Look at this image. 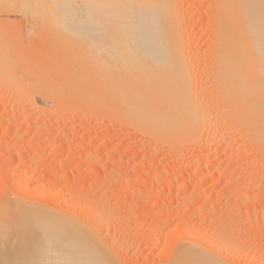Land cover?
<instances>
[{
    "label": "rangeland",
    "instance_id": "rangeland-1",
    "mask_svg": "<svg viewBox=\"0 0 264 264\" xmlns=\"http://www.w3.org/2000/svg\"><path fill=\"white\" fill-rule=\"evenodd\" d=\"M3 1L0 0L3 3H0V65L3 66V69L0 68V255L15 257L8 261L10 264H47L40 257L12 255V251L19 248L16 236L19 234V222L16 208L6 203L21 201L52 207L72 218L84 219L86 222H83L99 234L98 237L102 238L100 240L105 242V246L122 264L168 263L179 248L196 244L195 239L188 236L194 230L208 238L217 236L216 238L226 240L228 235L230 239L228 242L223 241L221 246L226 242L228 245L226 243L224 248L220 246L218 252L220 258L229 261L228 264H264V155L259 153L253 141L255 139L241 127V122L238 124L239 121L231 118L237 117L233 111L228 112L225 104V113L234 115L230 114V119L227 117L228 113L223 114L217 88H211L214 82L210 80L214 78L211 77L212 71L209 72L208 64L211 62L208 55H211L210 38L213 39V36L210 35L214 31L211 29V13L214 14V11L210 9L211 6L214 7L213 2L211 5L213 0H182L185 3L182 10L184 14L187 13V16L184 15V32L192 37L190 39L194 38L190 43L189 37H186L190 45L187 54H192L193 59L197 57L208 68L201 67L197 59L192 60L199 63H196L199 66L197 69L196 65L192 66L197 71V74L192 72V75L198 76H193L194 79L192 77L193 84L196 80V89H193L195 93L199 87L200 91L202 89L201 92L207 96L206 100L208 98V102L210 101L208 103L201 99L205 103L202 107L210 104L211 109L207 106L205 110L215 114L212 113L213 116L210 113L215 119L210 116L213 121L210 122L207 118L209 112H206L207 128L201 133L202 138L197 139L198 143L193 142L195 146L189 142L192 144L189 148L182 146L183 138L180 141V136L178 140L177 134L175 136L168 125H164V130H158V134L149 129L150 132L121 113L117 116L112 105V108L109 107L112 110L106 108L105 111L115 114L102 115L104 109L101 114L98 113L99 109L97 111L90 108L97 105L88 100L86 90L83 95H77L71 89L74 88L72 85L75 84V78L77 82V76L72 77V74H76L75 68L84 66L79 64L85 55L84 49L79 47L84 46L83 43H89L85 37L80 40L81 37L75 36L73 31L80 26L83 28V25H86L85 29L91 30L90 20L82 23L74 16H79L82 12H76L73 6H68L69 3H61L59 0H53L55 3L52 0H16L17 3L15 0H11L12 3L10 0ZM12 4L16 9L19 7L18 11ZM5 7L7 8L4 9ZM66 8L72 11L71 16L65 15ZM195 38L198 39L197 42ZM72 47L76 54L71 51ZM16 49L22 50V54H17ZM73 54L76 56L71 57ZM17 55L19 58L15 59L14 56ZM86 56L84 59H87ZM76 57L81 60L75 62ZM63 58L69 60V63L62 61ZM90 61L96 63L94 60ZM21 66H25L27 73V69L35 68V71L27 75L22 71L25 68L21 69ZM84 68L87 67L84 66L82 72ZM207 71L211 74L208 77ZM41 76L45 77L46 85L43 84L45 81L40 80H43ZM197 79L200 80L198 87ZM94 88L98 93H106L102 88L99 89L103 91L98 87ZM43 90L48 92V97ZM202 93L198 95H204ZM198 95L196 96L200 99L201 96ZM214 95L218 98H214ZM81 96L92 105L79 107L82 99H78ZM56 99H59V106L54 103ZM215 100H220V104L218 105L219 101L215 103ZM81 104H84L83 101ZM81 107L86 111L88 107L89 109L85 112ZM91 111L94 112L92 115ZM94 124L100 128L91 130L90 126ZM168 128L173 131L169 132L171 136L165 132L169 131ZM169 138H173V141ZM174 138L177 144L172 143L176 141ZM207 140L211 144L205 147L203 142ZM171 144L176 145V149ZM228 145H233L234 150L228 151ZM12 152H17L18 155L9 162L7 156ZM168 159L175 160L176 163L170 165L166 163ZM203 175L205 178L202 180ZM58 195L63 196V201L66 199L65 203L72 204L73 207L60 202ZM3 205L7 209H3ZM92 210L94 213H91ZM191 229L193 230L190 232Z\"/></svg>",
    "mask_w": 264,
    "mask_h": 264
},
{
    "label": "bare ground",
    "instance_id": "bare-ground-1",
    "mask_svg": "<svg viewBox=\"0 0 264 264\" xmlns=\"http://www.w3.org/2000/svg\"><path fill=\"white\" fill-rule=\"evenodd\" d=\"M21 1L25 2V0ZM183 1L59 0V2L61 3H69V5H66L73 6L76 12H82L83 14L79 13V16L78 14L74 15L82 23H85L87 20L91 21V30L85 29L84 27H86V25H83V28L80 26L73 31L75 36L81 37L80 40L85 37L86 41L89 42H86L87 44L83 43L84 46L79 45L80 47L77 46L76 48V50H78V47L84 49V52H82L87 55V59H84L85 55H83V57L81 56L86 62H83V59L79 56V58L82 59V62H80L79 64L82 63V65L87 67L86 69L84 68L86 71H81L84 67L83 66L82 68H75L76 74H72L69 72L67 73H69L70 75L72 74V77L77 76V82L76 78H72V80H75V84L73 83L72 86L74 88L71 87V89H74L73 91H75V93L77 92V95H83L86 90L88 92V100L92 101V103L97 106L93 107L92 103H89L90 101H84L81 96V98H79L78 100L80 101L82 99L80 102L82 103L83 101L84 104L79 103V107L80 105H86L87 107L89 104L92 105L90 106L92 110L95 109L98 111L99 109L100 111L98 113L101 112L102 114V109H104L102 115L105 114V116H109L110 114L114 115L115 113H110L105 110L112 105L113 109H115L114 111L117 113V116L121 113L131 121L137 123V125L140 124L144 126L145 129H150L151 131H155L156 133L158 132V130L168 125L170 129H173V131L175 132L174 135L176 136L177 134V139L181 136L180 141H182L183 138V142L185 144L183 143L182 146L185 145V147L189 148V145H192L191 143H193L194 141V143H198V140L202 138L201 133L203 134L205 125H208L207 122H213L210 119H215L211 116V114H214V112H209L210 110L207 109L209 115L206 114L207 111L205 110V108L207 106L208 108L210 107V104L208 105L210 101L208 102V98L206 100L207 96L205 97L204 92H201L202 89L200 91L199 87L196 90V93L199 92L204 94H200L201 97L198 95L199 93L196 94L194 90L196 89L194 88L196 86V80H194L193 84L192 77L195 75L192 74L194 72L197 74V71L193 69V67H195L194 65H196V63L197 65H199L200 61H198V58L195 57V59H197L199 63L194 62L196 61L195 59H193L194 56L191 57L192 54L190 56L189 54H187V51L190 50L188 47L190 45H188L189 40L186 39V37H189V39L192 37L184 32L186 30V27L184 28V21H186L184 15L187 16V13L184 14L182 10L184 8L183 4H185L183 3ZM3 2H5V0ZM10 2L12 3L11 0ZM53 2L55 3V1ZM212 2L214 7L211 6L210 9L212 8L211 10L214 11V14H212L211 12L210 13L211 17H213V20L211 21L213 24H211L214 26V28L212 25H210V27L212 26L211 29H214V31L211 30V32H214H212V34L214 35H210V37L213 36V39L212 37H209L212 40L210 41L209 39V41L212 42V45L208 44L212 46L211 52L209 53V50L208 52H206V55L207 53L211 54L208 55V57H210V60L207 56L206 57L211 62L210 64H208L211 67L209 66L208 68L210 73L212 71L213 76L208 71V74H206L207 77L208 75H211V77L214 78V81H210H212V83L214 82L213 86L216 87L214 88L212 86L211 88L213 90L217 88L216 92L219 95V98L215 96L217 93L214 91L216 93H214V98L217 97L221 100L223 109L225 107V104L228 107H225L228 109V112H230L229 110L234 112L235 115L227 112L228 116H226L230 118L229 115L232 114L235 117L239 118L235 119L234 117H231L233 120H237V122L239 121L238 124H240L241 122L240 125L245 129V131H249L250 136L255 139H252L253 141H255V147H257L259 153L261 152V154L264 155V0H213L211 1V5ZM208 3L210 4V1H208ZM43 4L46 5V3L44 2ZM33 6L35 7L34 4ZM9 7H11V4ZM12 7L14 8L15 5L13 6L12 4ZM6 8L7 7H5L4 9ZM18 8L19 7H17V9ZM15 9L13 10L15 11ZM7 10H9V8ZM31 10L34 9L32 8ZM43 11L44 10H41V12ZM9 12L13 13L12 11ZM50 13H53V11H51ZM71 14L72 11L66 8L65 15L71 16ZM81 16L82 18H80ZM186 23L188 24L189 21ZM25 31L26 30L24 29V32ZM19 33L21 34V32ZM184 33L188 36H185ZM193 39H190V43H192ZM197 40L198 39H196V42ZM79 43H81V41H79ZM17 44L19 45L20 43ZM85 44L87 45L86 47ZM74 47H72L71 51L75 50H73ZM81 49H79V51ZM205 49L204 51H206ZM10 50H13V48ZM69 50L70 49H68L67 52H69ZM195 50L196 49H194V51ZM79 51L78 54H80ZM16 52L17 54L20 53L19 55H21V52L23 51H17L16 49ZM16 52H13L12 54L16 55ZM90 52L92 54V58ZM74 53L76 54L75 51ZM39 54L41 53L39 52ZM193 55H197V53H193ZM65 56L64 58L66 59L67 56ZM75 56L76 55L73 54V56L71 57ZM14 57L15 59L19 58L18 55ZM69 58L70 57H68V59ZM65 59L62 61L69 63V60L66 61ZM75 59L74 60L76 62L78 59L77 57ZM81 59H79L78 61H80ZM90 60H94V62L96 63L93 64V61ZM192 60L194 61L192 62ZM85 63L89 66H86ZM192 63L194 64L192 65ZM0 64L2 63L0 62ZM203 64L205 65L206 63ZM203 64H201L202 66H200L207 68L206 65L204 66ZM197 65L196 69L197 67H199ZM2 67L0 65L1 69H3ZM22 67L25 68V66H21V69H23ZM27 67L29 66L27 65ZM200 68H198V70ZM30 70L31 69H27L29 73L26 72V68L22 71H25L28 75L31 74L32 71H35V68L31 70V72ZM59 72L61 71L59 70ZM66 75L67 74L65 72V76ZM44 76H41L43 80H40L45 81L43 82V84L46 85ZM65 78L69 79L70 77ZM197 81L198 87L200 86V84H198L200 80L197 79ZM94 87H98V89L102 88L103 90H105V94H107V96L103 94L104 92L101 93L99 91H103L102 89L98 90L99 93L96 92L94 90ZM41 88L44 89V87ZM19 92H21V90L18 91V93ZM43 92L44 94H46V96L49 95L47 94L48 92L46 90H43ZM41 94L43 93L41 92ZM195 94L198 95L200 99ZM202 96H204L205 98L203 99ZM87 98H85V100H87ZM201 99L208 102L206 104L207 106L205 105L206 107H202V104L205 103H202L203 101L201 102ZM58 100L56 99V102L54 103L57 104L59 102ZM220 100H215V103L219 101V105ZM198 101L201 104L198 103ZM57 105L59 106V103ZM229 107L232 109H230ZM110 108L109 111L112 110ZM80 109H83L82 111L87 112L89 107L87 111L84 107H81ZM223 111L224 113L221 112V114H227L225 113V109ZM92 113L94 112L91 111V114H88L92 115ZM207 115V118H209L210 116L212 117L209 118L208 121H206ZM239 116L242 117V119ZM98 128H100V126L98 127V125L96 124L90 126L91 130H97ZM139 128L141 129V127ZM217 128L218 126L216 127V129ZM170 129L169 131L165 132H168V134L171 136L169 132L172 130ZM247 131L246 133L249 134ZM162 135L163 137H165L164 133ZM174 135L172 134V137ZM153 137H155V135ZM158 138L161 139L160 136ZM89 139L91 138L89 137ZM169 139H172L173 141V138ZM174 140L176 139L174 138ZM207 141L203 142L205 144V147L206 145L211 144L210 141ZM176 142L177 140L172 143L177 144ZM168 144H166L165 147H167ZM173 144H171L170 146L172 148L173 146H175L174 149H176V145ZM180 144L182 143L180 142ZM182 146L177 145V147ZM193 146H195V144ZM227 149L228 151H231L234 150V147L233 145H228ZM17 155V152H12V154H9L7 156L9 162L15 160L13 158L15 156L17 157ZM68 157L71 156L69 155ZM166 163L174 165L176 161L168 159ZM159 164H161V162H159ZM205 175H203L202 180L205 178ZM207 176L208 175H206V177ZM200 180L201 178L199 179V181ZM54 196L56 197V195ZM58 198L60 202L66 204V199H64L63 201V196L61 197L60 195ZM70 202H72V200ZM6 204L8 206H14V208H16V218L19 222L17 226L19 234H16L19 248L12 251V255H30L28 256L29 258L33 256L40 257L41 260L46 261L44 263L47 264H119L120 259L119 261L117 260L118 257H115L116 255L112 253L107 246H105V242H102L103 240H100L102 238L98 237L99 234L97 235V233H95L92 228L88 227L89 224L86 225V223L83 222L85 221L84 219L82 221V219L79 220L78 217L72 218L70 216H67L66 214L60 213L62 212L61 210H59L60 212H58V209L56 210L48 206L43 207L42 205L39 206L37 204L24 203L21 201H13ZM2 208L7 209L4 205L2 206ZM68 212L70 213V210ZM91 213H94L93 210ZM73 215L75 216V214ZM189 229L187 230V232L189 231ZM192 230L193 229H191L190 232ZM194 231H192V235H188L187 232L186 234L190 238H194L196 244H193L194 246L188 244L187 246L184 245L183 247L179 248L176 251L175 255L171 257L172 259H170L169 261L166 260L168 263L165 262V264H228L227 262L229 261H226V259L223 257L220 258L221 256L218 253L220 250L219 247L223 244V241L225 242L227 240L228 242V240L230 239L228 238V235L225 234V232L224 234L227 235V238L226 236L222 237L226 238V240L220 237L216 238V235V237L214 238H208L207 236H203L200 233V236L198 232L196 233ZM193 232L194 234L196 233L199 237H197L196 234L194 235ZM186 234L184 235L187 236ZM226 243H224V246L228 245V243ZM224 246H221V248H224ZM13 258L15 257L0 255V264H10L8 261ZM27 264L32 263L27 262Z\"/></svg>",
    "mask_w": 264,
    "mask_h": 264
}]
</instances>
